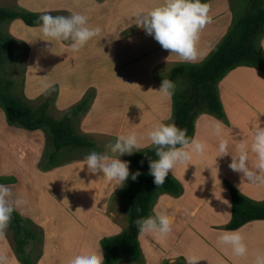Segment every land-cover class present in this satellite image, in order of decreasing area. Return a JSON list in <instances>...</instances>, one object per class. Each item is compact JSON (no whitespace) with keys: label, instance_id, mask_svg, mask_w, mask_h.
<instances>
[{"label":"crops","instance_id":"obj_1","mask_svg":"<svg viewBox=\"0 0 264 264\" xmlns=\"http://www.w3.org/2000/svg\"><path fill=\"white\" fill-rule=\"evenodd\" d=\"M64 1L15 0V7L56 16L62 14L56 12L60 11ZM67 1H73L80 6L78 9L88 11L86 26L99 28L101 33L76 52L68 47L70 41L55 40L53 43L57 46L54 60L63 62L64 79L53 97V112L58 115L77 104V98L83 96L82 90L70 83L66 85L65 77L70 76L72 63L84 62L89 56L95 63L90 65V69L100 75L103 85L94 82L88 87L95 89V103L78 124L76 132L92 140L94 149L102 148L103 151L110 141L130 133L137 135L140 149L148 147L151 143L146 133L157 123L169 122L171 116V100L158 92L160 86L153 78L161 69L167 77L178 61H185L162 49L151 35L148 38L147 33L142 32V28L124 37H111L114 32L120 35L124 30L129 31L135 25L138 8L140 13L151 0ZM213 2L208 3L210 7H213ZM163 3L164 0H158V6ZM78 9L71 13L80 14ZM88 14L97 15L99 20H93ZM229 23L209 31L207 43L215 39L217 31L222 30L220 35L223 37ZM19 26L28 33L39 30L26 27L19 20H13L10 25L13 30ZM103 29L109 32L110 38L104 37ZM23 38L30 45L29 61L39 59L42 47H37L38 41L35 44L34 40ZM260 49L264 55V37L260 40ZM205 50L209 51L207 45L198 50L200 58L206 54ZM120 62L129 64L120 65ZM79 68L81 66L77 64L76 69ZM126 72H130L132 78H143L145 83L133 86L127 80L119 85L118 79H126L121 75ZM30 89L29 98L35 100L41 96L42 91ZM75 93L78 96L71 102ZM217 93L225 121L208 114L196 118L192 139L206 144V149L202 155L193 153L188 166L177 165L169 171L181 185L182 193L178 197L159 194L155 199L152 216L164 212L173 223L171 232L165 237L155 233L136 236L144 264H172L178 259L188 264L189 257L193 256L199 260L197 264H252L258 253H264V220L250 221L236 229L247 246L246 257H236L230 247L217 243L218 236L229 231L223 228L231 217L228 186L253 201L264 200V184L250 183L242 173L229 168L232 158L239 155L237 143L243 142L249 144L248 167L255 171V154L250 151L249 131L255 124L264 127V71L237 67L218 83ZM90 118L97 119L96 128L87 124ZM215 121L222 122L224 126L220 136L212 132ZM221 139L228 142L226 156H220L218 151ZM45 148L46 140L40 132L10 133L5 123L0 121V177L14 178L15 183L12 187L9 185L13 199L26 202L15 211L42 232L41 256L36 264H67L77 254L98 251L100 238L113 237L127 228V208L121 194L126 181L119 184L115 180L106 181L102 173H90L84 159L67 160L65 164L40 171L36 165ZM132 155H122L118 159L128 161ZM9 238L10 233L5 230L4 238L0 239V257L5 258V264H19Z\"/></svg>","mask_w":264,"mask_h":264},{"label":"trees","instance_id":"obj_2","mask_svg":"<svg viewBox=\"0 0 264 264\" xmlns=\"http://www.w3.org/2000/svg\"><path fill=\"white\" fill-rule=\"evenodd\" d=\"M208 0H201L202 3ZM38 14L21 8L13 10L0 7V27L13 20H20L28 27H39L34 22ZM264 37V0H248L245 12L236 18L219 43L209 51L200 62H177L168 72L167 79L176 84L171 100L170 121L177 127L187 130L192 138L194 123L201 114H208L225 121L217 86L224 76L237 67H250L264 71V55L260 49V40ZM17 41L0 31V64L10 55ZM26 47V46H25ZM27 48V47H26ZM12 82H0V109L7 125H17L21 129L41 131L46 140L43 157L53 163L61 149H94V143L79 135L76 128L91 107L93 95H86L74 106L60 113L57 119L45 115L48 104L24 102L8 92ZM51 144L52 151L47 145ZM50 147V145H49ZM157 157L154 148L149 145L136 151L129 159V178L126 180L128 209L127 228L118 234L100 238L98 245L103 254V264H144L136 236L139 234L135 221L141 217L152 216V205L159 194L178 197L182 193L181 185L170 175L161 187H156L149 174V161ZM55 164L45 167L49 170ZM139 171L135 181L131 175ZM15 183L14 178H0V183ZM231 201V217L223 227L236 230L247 222L264 220V200L253 201L227 187ZM137 208L140 209L137 212ZM10 232L8 240L15 259L19 264H36L41 256L42 232L29 219L23 218L16 211L6 228ZM172 264H185L178 259Z\"/></svg>","mask_w":264,"mask_h":264},{"label":"clouds","instance_id":"obj_3","mask_svg":"<svg viewBox=\"0 0 264 264\" xmlns=\"http://www.w3.org/2000/svg\"><path fill=\"white\" fill-rule=\"evenodd\" d=\"M210 5L201 0H164L160 6L154 7L147 14L137 13L135 25L142 28L161 46L162 49L179 56L182 61L196 62L201 53L197 44L201 31L212 22L209 15ZM39 31L48 40L70 41L68 47L79 51L89 40L100 33L99 28L86 26L87 17L81 14L70 16H53L44 14L34 22ZM254 71V70H253ZM135 86V85H133ZM151 91V90H149ZM175 84L163 79L159 93L165 98L174 95ZM214 119V118H213ZM220 121H215L212 132L220 136L223 129ZM250 132V151L255 154V171L248 167L249 144L237 143L239 155L229 164V168L242 173L250 183L264 184V127L255 124ZM147 139L154 148L157 159L149 161V174L153 177L156 187H161L169 174L177 165H189L192 154L202 155L206 144L189 138L186 129L177 127L174 123H157L146 133ZM226 140L221 139L218 151L220 156H226ZM102 153L90 152L84 158V165L92 174L102 173L106 181H117L122 184L129 178V162L118 159L122 155H132L139 151L140 144L135 133L118 136L114 142H109ZM118 154V155H117ZM141 173L131 175L135 181ZM227 203V201H224ZM26 202L13 199L10 186L0 184V239L4 238L5 230L12 220L13 212ZM79 210V209H77ZM140 209L137 208V212ZM172 219L164 212H157L154 216L141 217L135 221L140 234L155 233L165 237L171 232ZM217 243L231 248L236 257H246L248 249L239 230L224 231L217 238ZM104 258L100 251L77 254L67 261V264H103ZM196 257H189L188 264H197ZM0 264H5V258L0 257ZM252 264H264V253H258Z\"/></svg>","mask_w":264,"mask_h":264},{"label":"rangeland","instance_id":"obj_4","mask_svg":"<svg viewBox=\"0 0 264 264\" xmlns=\"http://www.w3.org/2000/svg\"><path fill=\"white\" fill-rule=\"evenodd\" d=\"M212 0H208L207 2L204 3H209ZM213 7H210L209 15L212 18V22L201 31L199 41H198V50L200 51L203 46L207 45V48L212 50L221 40L222 35H220L221 31L216 32V36L214 40H209L207 43V40L209 39L208 32L212 31V29H219L221 28L225 23L230 22L227 30L225 33L228 31L229 27L231 26V23L238 18L240 15H242L245 10L247 9L248 6V0H213ZM15 0H0V7L1 8H7V9H15L16 7ZM139 5H137L138 7ZM144 6V5H143ZM142 6V7H143ZM158 6V0H151L147 6H145L140 13L142 14H147L150 10H152L154 7ZM80 6L73 2V1H64V4L62 7H60V11L56 13H62L61 15H56V16H70L73 13L71 11L73 9H78ZM136 7V8H137ZM139 11V8L137 10V13ZM77 12H80L81 15H84L87 17L88 11L84 9H78ZM37 13V12H34ZM38 14H49V13H38ZM51 15V14H50ZM92 14H88L90 16ZM91 18L94 20L97 18V15H92ZM99 20V18H97ZM20 21V20H19ZM88 21V18H87ZM12 22V21H11ZM11 22L8 24H3L0 27V31L3 34H8L12 36L16 41V46L15 50L8 55L3 62L0 64V82L4 84L6 81H11L12 85L9 88L8 92L11 96L18 98L24 102H28L29 104L35 103L38 104L40 102H46L48 104V107L46 108L45 115L49 116L50 118L57 119L60 116V113L57 115L53 112L54 106H53V101H54V95H57L58 92V86L62 85L63 83V77H62V68H63V62L62 61H56L55 59V49L57 46L53 44L55 40H48L47 38L43 37V35L40 33L39 30H34L33 32L28 33L27 31L21 30V26L17 27V29L13 30L10 25ZM23 25H25L22 21H20ZM26 26V25H25ZM28 27V26H26ZM30 28H38L39 27H30ZM24 31V32H23ZM138 27L136 25L132 26L129 31H122L120 35H116L114 32L113 35H111L112 38H120L126 36L127 33L131 32H137ZM27 32V33H26ZM142 32H145L142 29ZM23 33V34H22ZM101 33V31H100ZM103 35L105 38H110L109 32L103 29L102 31ZM146 33V32H145ZM224 33V34H225ZM22 35V37H21ZM147 37L149 38V35L146 34ZM34 40V43L36 44V41L38 46L37 47H42V53L41 55H38L40 57L39 59H32L29 61V58L27 54L30 52V45L28 46L27 42H24V38ZM37 37V39H36ZM26 41V40H25ZM204 41H206V44L203 45ZM53 44V45H52ZM202 45V46H201ZM27 48H26V47ZM53 47V48H52ZM48 51V53H47ZM209 51L204 54L199 60L202 61ZM45 53V54H44ZM47 53V54H46ZM58 55V54H56ZM91 57H85L84 62H77V63H72L71 65V74L69 77H65L66 85L72 84L78 89L82 90L84 92L83 96L78 97V94L75 93L74 96L70 99L72 102L75 98L79 101L84 98L86 95H93V98L90 99V104L95 103V89L94 88H88L90 85L94 82H101L103 85V80L97 76L96 71H91L90 65H94L95 63L92 62ZM180 61H178L179 63ZM125 62H120V65H127L129 63L124 64ZM80 64L81 68L76 69V65ZM124 76L126 79L119 78V85H122L125 83V81L128 80L129 85H134L138 84L139 82L145 83V80L143 78H132L130 72H126L121 74ZM165 74L163 70L161 69L159 72H156V78H153L156 83L160 86V82H162L163 79H167V77H164ZM104 79V78H103ZM108 82H110V78H107ZM159 81V82H158ZM175 84V83H174ZM176 86V84H175ZM33 88L35 91L40 90L42 91L40 93V97L38 99H33L29 98L27 94L31 93V89ZM52 98V99H51ZM69 101V102H70ZM170 107H171V101L169 102ZM70 105V104H69ZM91 105V106H92ZM68 106V105H67ZM74 106V105H73ZM72 107V106H71ZM169 107V109H170ZM56 108V107H55ZM89 109L85 112H89ZM0 109V121L2 120L6 127L7 131L10 133H19L25 134L27 131L21 129L17 125H12L9 126L7 125L4 116H2ZM171 112V109H170ZM85 114V116H86ZM84 116V117H85ZM97 119L90 118L87 121V124L93 125V128H96ZM12 129H18L19 131L14 132ZM40 132L42 135L43 132L41 131H36ZM92 141V140H91ZM93 142V141H92ZM50 145V147H49ZM47 145L48 151H52L51 149V144ZM106 150V148L104 149ZM95 151L98 153L104 152L103 149L101 148H95V149H77V150H72L68 151V149H61L58 152V156L54 159L53 163H49L46 159H44L43 154L40 160L37 162V168L40 171H46L45 167L55 164L57 166L65 164V162H68L67 160H78V159H84L87 154L90 152ZM53 167V168H55ZM0 178H11V177H0ZM0 184H5L7 185V182L0 183ZM9 186V185H8ZM12 187V185H10ZM121 194L124 195V207L128 209V198H127V189L125 186L121 190ZM126 203V204H125ZM71 209L70 207H68ZM126 209V213H127ZM9 232V231H8ZM10 233V232H9Z\"/></svg>","mask_w":264,"mask_h":264}]
</instances>
